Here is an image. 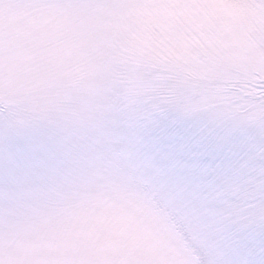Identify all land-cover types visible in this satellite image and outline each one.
Segmentation results:
<instances>
[{
	"label": "rangeland",
	"instance_id": "1",
	"mask_svg": "<svg viewBox=\"0 0 264 264\" xmlns=\"http://www.w3.org/2000/svg\"><path fill=\"white\" fill-rule=\"evenodd\" d=\"M240 84H264V0H0V264H264L259 218L186 233L137 134L181 124L194 158L216 126L189 97ZM218 131L253 190L264 113Z\"/></svg>",
	"mask_w": 264,
	"mask_h": 264
},
{
	"label": "snow or ice",
	"instance_id": "2",
	"mask_svg": "<svg viewBox=\"0 0 264 264\" xmlns=\"http://www.w3.org/2000/svg\"><path fill=\"white\" fill-rule=\"evenodd\" d=\"M160 27L177 32L191 31L179 20ZM191 40L195 54L202 44L195 34ZM159 86L150 76L133 84L134 89ZM131 95L129 108L142 102L141 92L133 91ZM189 101L194 106L210 103L209 122L216 126L197 141L198 155L194 158L188 156L192 137L181 124L165 126L159 131L146 124L137 125V134L144 142L145 158L153 163L151 172L163 186L162 195H174L182 208L178 215L181 227L187 234L198 235L206 225L231 228L250 218L264 222V179L249 191L225 156L223 138L218 131L225 124L243 122L252 108L264 113V84L259 85L257 92H249L246 85L240 84L225 87L210 101L197 96L189 97ZM179 162H183V166Z\"/></svg>",
	"mask_w": 264,
	"mask_h": 264
}]
</instances>
